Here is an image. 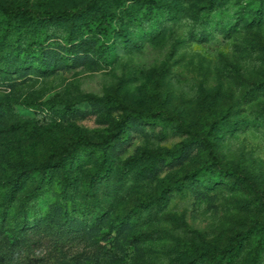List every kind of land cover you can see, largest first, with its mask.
Masks as SVG:
<instances>
[{
	"label": "rangeland",
	"instance_id": "rangeland-1",
	"mask_svg": "<svg viewBox=\"0 0 264 264\" xmlns=\"http://www.w3.org/2000/svg\"><path fill=\"white\" fill-rule=\"evenodd\" d=\"M263 225L264 0H0V264H264Z\"/></svg>",
	"mask_w": 264,
	"mask_h": 264
},
{
	"label": "trees",
	"instance_id": "trees-1",
	"mask_svg": "<svg viewBox=\"0 0 264 264\" xmlns=\"http://www.w3.org/2000/svg\"><path fill=\"white\" fill-rule=\"evenodd\" d=\"M2 9H3V12L6 15H8L9 17H17L18 15L30 14V12H31L30 9H26V8H23V7H16L15 9L14 8L10 9L7 6H2ZM80 12H81V9H77V10H74V11L62 10V11H56V12L49 13V14H44L43 18H45L47 20H49V19H65V20H68V19L72 18L73 16L80 14ZM67 41L70 44V48H74V47H77V46H80V45L83 46V45L86 44V39H81V40H79L76 43L75 42L73 43V40H70V39H68ZM72 51H73L72 53H77L74 50H72ZM124 109H125V113L126 114H125V117L123 118V120H127L129 118H134L136 116V115H133V113H132V111L130 109H128L126 107H124ZM139 115H140V117L147 118L148 120H153V118L155 116L154 114H145V113H139ZM117 124H118V126H120L119 123H117ZM120 129H121V127H120ZM185 132L187 134L191 135V137L194 138L193 140H195V141H198L200 139H201V141L203 140L202 138H198L197 134L191 132L188 129H186ZM122 133H125V130L122 129ZM204 143H205V145L208 146V154L213 159H215V156L213 154L211 145L209 143L205 142V141H204ZM182 154H184V151H180L176 157L177 158H178V156L181 157ZM46 165H47L46 163H42V166H46ZM198 178H200L199 175H198ZM12 190H13V188L12 189H7V190L5 189V193H6V195H8V198L12 197ZM263 232H264V225L261 226L260 229H259V236L260 237L263 235ZM68 238L69 239H73L74 236L71 235ZM257 251H258V247L255 246L253 248V258H256ZM213 254L218 255L220 257H223V256H225L226 253H225V251H221V252H218V253L217 252H213Z\"/></svg>",
	"mask_w": 264,
	"mask_h": 264
}]
</instances>
